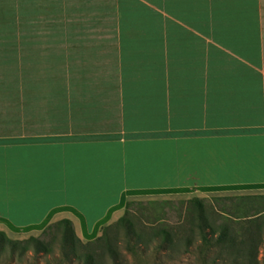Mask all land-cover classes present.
I'll return each mask as SVG.
<instances>
[{"label": "crops", "instance_id": "0c3cea01", "mask_svg": "<svg viewBox=\"0 0 264 264\" xmlns=\"http://www.w3.org/2000/svg\"><path fill=\"white\" fill-rule=\"evenodd\" d=\"M264 196V0H0V223L82 243L132 195Z\"/></svg>", "mask_w": 264, "mask_h": 264}, {"label": "rangeland", "instance_id": "374dc122", "mask_svg": "<svg viewBox=\"0 0 264 264\" xmlns=\"http://www.w3.org/2000/svg\"><path fill=\"white\" fill-rule=\"evenodd\" d=\"M262 193L258 189L246 188L228 191L188 189L152 192L127 197L126 204L129 203L127 210L130 218L132 219L133 217L135 229L144 234L143 237L146 242L150 239L154 229L165 227L178 238L191 237L192 244L189 248L185 247L182 240H180L173 251L160 249L158 243L150 242L147 246H141L139 249L129 252L126 249V237L123 230L114 226L117 220L125 214L126 205L124 210L114 215V220L111 223L101 228L98 238L106 228H108L107 232L110 235H115L116 251L120 254L118 264H248L247 260H242L241 262L240 259H237L234 262L236 258L233 255L231 256L221 248L211 247L209 243L202 239L198 228L192 227L193 233H191L186 214L188 213L187 209L190 207L191 199L203 200L207 219L216 229V237L221 225L228 224L230 227L238 228L236 227L237 223L249 222L246 220L253 215L251 210L264 206V200L255 199L256 196H262ZM241 197L247 199L244 201L239 200L238 198ZM260 218L264 220V214ZM53 224L48 225L46 228L44 227L43 232L37 236L43 243L50 241L53 232L50 226ZM0 232L7 239L14 242H22L30 237L37 238L30 229H13L1 223ZM239 236L243 237L244 235ZM260 237L262 243L258 247L256 263L254 264H264V230L260 233ZM96 239L90 242L92 243ZM82 244L85 245L87 243ZM20 252V250H17L16 255L12 257L9 254L10 250L6 248L4 252H0V264H78L77 261L71 263L59 261L61 255L59 241L53 246L49 254H34L33 250L30 249L24 256H21ZM54 257H58V259L55 260ZM106 262V264H115L110 253L106 254Z\"/></svg>", "mask_w": 264, "mask_h": 264}, {"label": "trees", "instance_id": "16d2710c", "mask_svg": "<svg viewBox=\"0 0 264 264\" xmlns=\"http://www.w3.org/2000/svg\"><path fill=\"white\" fill-rule=\"evenodd\" d=\"M239 200H245L247 198H238ZM261 201L264 200V196L255 197ZM190 207L187 209L188 213L186 217L189 225V230L193 233L192 227L198 228L202 239L209 243L211 247L221 248L225 252L233 255L234 262L237 259L247 260L248 264L256 263L257 250L262 243L260 233L264 230V220L260 217L264 214V206L251 210V218L246 223H237L236 227H230L228 224L221 225L219 227V233L215 237L216 229L212 226L206 216L203 200L194 198L190 200ZM129 203L126 204L125 214L120 217L115 223V227L122 229L126 237V249L129 252L134 249H139L141 246H147L148 243L156 242L158 247L164 250L173 251L180 242L183 241L185 247H191V237L184 239L178 238L173 235L169 229L165 227H158L153 230L150 239L146 242L144 234L138 232L133 224V217L130 218L128 212ZM249 211V210H247ZM53 232L48 243H43L39 237H30L22 242H14L6 238V236L0 232V252H4L6 248L10 250V256L14 257L17 250H20V255L24 256L30 249L34 254L51 253L53 246L59 241L60 260L66 263L77 261L78 264H106V254L110 253L114 259V263L118 264L120 254L116 251V237L110 235L107 229H104L102 235L94 242L82 244L77 238L71 222L68 220H61L52 226ZM48 227V228H50ZM45 233V232H44ZM239 235H244L240 237ZM55 260L58 257H54ZM59 262V263H61Z\"/></svg>", "mask_w": 264, "mask_h": 264}]
</instances>
